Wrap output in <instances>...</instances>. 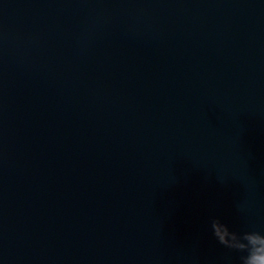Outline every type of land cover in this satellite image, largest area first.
<instances>
[{
  "label": "water",
  "instance_id": "95a60500",
  "mask_svg": "<svg viewBox=\"0 0 264 264\" xmlns=\"http://www.w3.org/2000/svg\"><path fill=\"white\" fill-rule=\"evenodd\" d=\"M264 232V0H0V264H241Z\"/></svg>",
  "mask_w": 264,
  "mask_h": 264
},
{
  "label": "clouds",
  "instance_id": "9594fccd",
  "mask_svg": "<svg viewBox=\"0 0 264 264\" xmlns=\"http://www.w3.org/2000/svg\"><path fill=\"white\" fill-rule=\"evenodd\" d=\"M211 228L219 244L242 253L241 264H264V232L256 230L237 232L218 218L211 221Z\"/></svg>",
  "mask_w": 264,
  "mask_h": 264
}]
</instances>
